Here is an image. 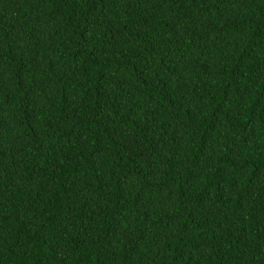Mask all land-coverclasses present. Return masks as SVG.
I'll return each instance as SVG.
<instances>
[{"label":"trees","instance_id":"1","mask_svg":"<svg viewBox=\"0 0 264 264\" xmlns=\"http://www.w3.org/2000/svg\"><path fill=\"white\" fill-rule=\"evenodd\" d=\"M0 264H264V0H0Z\"/></svg>","mask_w":264,"mask_h":264}]
</instances>
